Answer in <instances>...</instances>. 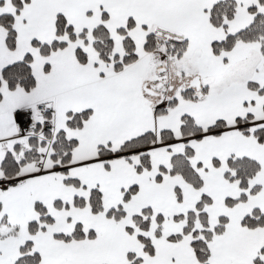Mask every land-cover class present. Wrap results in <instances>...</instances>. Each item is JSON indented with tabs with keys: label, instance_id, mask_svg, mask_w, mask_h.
Listing matches in <instances>:
<instances>
[{
	"label": "snow or ice",
	"instance_id": "obj_1",
	"mask_svg": "<svg viewBox=\"0 0 264 264\" xmlns=\"http://www.w3.org/2000/svg\"><path fill=\"white\" fill-rule=\"evenodd\" d=\"M0 264H264V0H0Z\"/></svg>",
	"mask_w": 264,
	"mask_h": 264
}]
</instances>
